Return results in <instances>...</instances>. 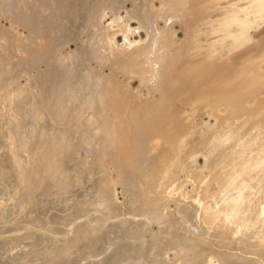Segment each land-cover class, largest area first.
<instances>
[{
    "label": "bare ground",
    "instance_id": "6f19581e",
    "mask_svg": "<svg viewBox=\"0 0 264 264\" xmlns=\"http://www.w3.org/2000/svg\"><path fill=\"white\" fill-rule=\"evenodd\" d=\"M208 1L0 0V264H264L262 67L199 55ZM248 4L216 21L229 52L264 21Z\"/></svg>",
    "mask_w": 264,
    "mask_h": 264
},
{
    "label": "rangeland",
    "instance_id": "374dc122",
    "mask_svg": "<svg viewBox=\"0 0 264 264\" xmlns=\"http://www.w3.org/2000/svg\"><path fill=\"white\" fill-rule=\"evenodd\" d=\"M249 1L251 2V0H209L208 2H210V3H208V4H209L210 7L213 6L214 3L217 4V5L213 6V9L208 10L207 18L198 19L199 20L198 36L194 37L192 35H189L188 40H189V42L195 41L199 45L200 48H199V52L198 53L201 56H205L207 53L211 52V50H212L214 56L217 55V54L222 53L223 54V56H222L223 59H227V58L231 57L232 55H236L235 59H234V60H236V62L237 61L241 62L244 59L250 57L251 58L250 66H252L254 69H257L259 66L262 67L259 70V73H260L259 82H260V81H264V62H263L264 61V57L261 58V56L264 55V21L260 25H258V23H254L253 24V26L251 27V30H250V37L245 40V42L247 44L243 43V47L240 48V49H243V50H239L238 49V50L232 51V52H229L228 49L233 47L232 36L236 35L237 29H238L236 23H232L226 30L222 29L221 27H219L216 24L217 20H220V19L224 18L225 12L229 11V12L232 13L234 9L238 11V14H240L239 15V18H240L241 17V13L239 11L242 10L243 8H245V7H248V5L250 4V3L248 4ZM159 5L160 4L158 3V6ZM128 6H129L130 9H133L135 7V5L133 3H131V2L128 4ZM56 10H58V9H56ZM225 10H227V11H225ZM57 13H58V11H57ZM123 16H126V12L124 10H123ZM198 16H199V14L196 13V17L197 18H198ZM57 18H58V22H59V20H62V18L59 19L58 16H57ZM106 24H107V22H106ZM7 25H9V23H7ZM131 25L135 29L136 34L134 35V38L136 40H140L142 38L143 39L146 38L147 33L145 31L138 32V30H139L138 28L140 26H142L140 21L139 22L133 21L131 23ZM173 26H174V32H175V35H176V40L178 42H181L184 39H186V32L182 28V26L180 25V22L176 21L173 24ZM229 32H232V34L227 35ZM192 37H194V38H192ZM118 41L120 42V44H122L123 41H124V36L120 35L118 37ZM47 42L49 43V41H47ZM218 43H220V44H218ZM212 46H214V47L211 49ZM68 50L75 52L77 50V47H76V45L74 43H72L71 46L68 47ZM33 71H35V69ZM256 73H257V71H256ZM19 83H20V86L17 87L16 91H20L19 93H21L22 89H23V86L27 84V81L25 80V78H22ZM131 83H132L133 89H140L141 88V82H140L139 79H133ZM256 83H258V80L256 81ZM256 85L257 84L253 85L252 88H254V86H256ZM262 88H264V86H262ZM245 90L246 89H243V88L241 90H238V91H235V92H231V91H233V90H231V91H229V94L230 93L241 94L242 92H246ZM263 93H264V90H263ZM190 98H191V96L188 97L187 101H189ZM177 103L181 104L182 102H180V100H177ZM201 116H203V117H201ZM257 117H260V115L257 116ZM193 118L197 120V126H198L197 129L207 130L208 129L207 125L209 123L210 124H214L215 123L214 118L209 116L208 114H203V110L202 109H200L198 111V116H194ZM254 118H256V117H250L248 119L252 120ZM196 139H198L197 136L192 141L193 144L195 143ZM198 142H199V140H198ZM198 161H199V163H198L199 165L197 167H199V169H201V170H205L204 169V167H205V159L202 156H199V160ZM186 168H188V171L186 172L187 174H189V173L190 174L191 173L197 174L196 172H198V171H196L195 167L190 166L189 163L186 166ZM185 178H186L185 174H183V176H179L176 179V184L177 185L179 184V187H181V190H183L184 193L189 194L188 192H190V193L192 192L193 186H192L191 183L187 184L186 181H185ZM52 181H53L52 185L55 188L56 183H55L54 180H52ZM179 181H180V183H178ZM116 186H117V191H118V197H119L120 200H123L124 199L123 194H122L123 193V188L121 187V184H117ZM52 200H53L54 204H56V201L53 198H52ZM173 207L175 208V213L176 214L174 216H172V220H175L174 218H176L179 222H182L184 219H186V216L184 217L183 214H178L177 213V211L180 210L181 207L177 208L176 204H174ZM58 210L62 214L67 211L66 209L64 211L61 210V209H58ZM181 210H182V208H181ZM93 226H94L93 224L88 225L85 229H83L82 232H85V230H88V229L94 230L95 228ZM154 229L158 230V232H159L160 228L158 227V225H155ZM193 233H194L195 237L201 236V235H199L197 233V231H193ZM59 235L61 236V234H59ZM238 240H239V238H238ZM236 247L240 248L241 251L245 250L242 244H240V245L236 244ZM169 248H171V246H169ZM0 249H1V247H0ZM214 250L215 249H209L207 251L210 254ZM233 250L235 251V249H233ZM168 251L165 250L166 253ZM57 252H59L58 249L54 252L53 255H55V253H57ZM208 253H206L207 255L204 254V255H202L200 257L194 255L196 253H193L192 256H191V259L192 258L194 259V263L197 262V261H202L203 257H205V256L208 257V255H209ZM168 254L171 255L172 258L174 257L172 251H169ZM225 256H227V255L225 254ZM174 259H176V258H174ZM56 262H54V264H56Z\"/></svg>",
    "mask_w": 264,
    "mask_h": 264
}]
</instances>
